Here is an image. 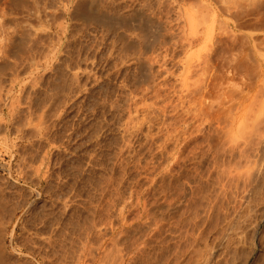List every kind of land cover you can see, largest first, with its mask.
<instances>
[{
  "label": "rangeland",
  "instance_id": "1",
  "mask_svg": "<svg viewBox=\"0 0 264 264\" xmlns=\"http://www.w3.org/2000/svg\"><path fill=\"white\" fill-rule=\"evenodd\" d=\"M114 1L0 0V263L264 264V0Z\"/></svg>",
  "mask_w": 264,
  "mask_h": 264
},
{
  "label": "bare ground",
  "instance_id": "2",
  "mask_svg": "<svg viewBox=\"0 0 264 264\" xmlns=\"http://www.w3.org/2000/svg\"><path fill=\"white\" fill-rule=\"evenodd\" d=\"M93 1V0H92ZM90 2L89 0H69V2L67 3V4H62V7H63V10H64V12L67 14L66 16H67V18H74V16L75 15H77V12L78 11H80L79 9H81V10H88V12H91V13H94V12H96L97 11V14L99 13L98 12V7L96 6V4L97 5H101V3L103 2H105L104 0H94L93 2ZM107 1H109V0H107ZM111 1V0H110ZM116 1V4H117V1H118V4H119V2H120V0H115ZM115 1H114V3H115ZM61 2V1H60ZM59 2V3H60ZM64 2V1H63ZM67 2V1H66ZM66 2H64V3H66ZM122 2V1H121ZM162 2V1H161ZM133 3V2H132ZM154 3V2H153ZM69 4L71 5V7L69 6ZM144 4V3H143ZM148 4V3H147ZM33 5H34V3H33ZM40 5V4H39ZM167 5H168V3H167ZM36 6V5H35ZM61 6V5H60ZM59 6V7H60ZM121 6V5H120ZM143 6V5H142ZM169 6V5H168ZM26 7V6H25ZM37 7H40V6H37ZM37 7H36V10H38L37 9ZM43 7V6H42ZM58 6H57V8H59ZM100 7V6H99ZM149 7V6H148ZM132 8V7H131ZM166 8V7H165ZM55 9V8H54ZM61 10H62V8H60ZM42 10V9H41ZM58 10V9H57ZM62 10V11H63ZM86 10V11H87ZM33 11V10H32ZM31 11V12H32ZM29 12V11H28ZM45 11H43V13H44ZM85 11H83V14L81 15V19H83V22H86V24L88 23V25H90V23H92L93 21L94 22H97V23H99V24H102V25H106V24H108V23H110V20H108V18H107V16H105V15H103V16H99L100 18H97V19H92V18H89L87 15H86V13H84ZM139 12V11H138ZM30 13V12H29ZM35 13H36V11H35ZM90 13V14H91ZM168 13V12H167ZM40 14H41V12H40ZM89 13H88V15H90ZM115 14V13H114ZM136 14V13H135ZM36 15H38V14H36ZM36 15H34V16H36ZM78 15H79V13H78ZM100 15V14H99ZM102 15V14H101ZM45 16V15H44ZM118 16V15H117ZM39 17V16H38ZM79 17V16H78ZM115 17V16H114ZM114 19V18H113ZM116 19H120L119 17L118 18H116ZM115 20V19H114ZM109 21V22H108ZM75 22V21H74ZM114 23H115V21H114ZM112 24H113V22H112ZM85 26V25H84ZM108 26V25H107ZM110 26V25H109ZM112 27H113V25H112ZM108 28V27H107ZM32 29V28H31ZM64 29V28H63ZM105 29V28H104ZM110 30V29H109ZM10 31V30H9ZM14 31V30H13ZM8 32V31H7ZM61 32H63V31H61ZM25 33V32H24ZM28 33V32H27ZM31 33V32H30ZM29 34V33H28ZM13 35V34H12ZM23 35V34H22ZM15 42V41H14ZM28 52V51H27ZM22 54H23V52H22ZM18 55V54H17ZM142 60V59H141ZM146 63V62H145ZM136 89V88H135ZM136 93V92H135ZM138 95V94H137ZM136 110V109H135ZM134 110V111H135ZM158 111H159V109H158ZM129 116V115H128ZM137 117H138V115H137ZM145 119V118H144ZM129 120V119H128ZM143 121V120H142ZM130 122V121H129ZM134 122V121H133ZM150 122V121H149ZM124 124V123H123ZM132 124V123H131ZM137 123H135V125H136ZM131 126V125H130ZM126 129V128H125ZM127 132V131H126ZM132 133V132H131ZM131 135V134H130ZM122 151V150H121ZM37 184V183H36ZM1 208V207H0ZM122 208V207H121ZM175 208V207H174ZM8 214V213H7ZM12 219V218H11ZM166 222V221H165ZM2 226V225H1ZM3 228V227H2ZM4 232V231H3ZM4 235V234H3ZM116 238V237H115ZM0 239H1V233H0ZM1 243V242H0ZM116 244V243H115ZM0 245H2V244H0ZM117 245V244H116ZM4 248L2 247V246H0V258H1V256L3 255V253H5L4 252V250H3ZM1 264V263H0Z\"/></svg>",
  "mask_w": 264,
  "mask_h": 264
}]
</instances>
